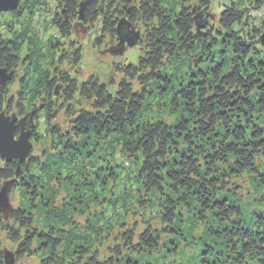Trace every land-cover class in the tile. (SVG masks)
Listing matches in <instances>:
<instances>
[{"label": "trees", "instance_id": "trees-1", "mask_svg": "<svg viewBox=\"0 0 264 264\" xmlns=\"http://www.w3.org/2000/svg\"><path fill=\"white\" fill-rule=\"evenodd\" d=\"M215 3L219 12L209 14ZM20 5L31 17L49 8L59 30L41 35L24 24L15 52L30 49L37 79L47 72L37 56L61 40L74 61L83 54L74 20L115 42L125 19L140 31V55L115 65V85L90 75L69 82L62 104L49 98L42 150L19 176L17 162L0 158V189L15 179L11 191L24 195L8 221L0 218L16 261L39 253L40 264H264V0ZM4 89L0 111L10 105ZM39 89L28 88L33 110ZM38 208L47 223L38 224ZM5 252L0 239V264Z\"/></svg>", "mask_w": 264, "mask_h": 264}, {"label": "flooded vegetation", "instance_id": "flooded-vegetation-1", "mask_svg": "<svg viewBox=\"0 0 264 264\" xmlns=\"http://www.w3.org/2000/svg\"><path fill=\"white\" fill-rule=\"evenodd\" d=\"M21 1L22 0L19 1L18 7L16 9L0 12V87L3 88V91H5L4 88L7 87L9 90L10 87L16 84L25 88L30 87L35 81L34 77L37 76L38 74L35 72L36 68H33L34 66L32 67L29 61H27V57H29L31 51L29 48H27L26 45H24L23 47V52H20L19 54L15 52L18 43H22L21 38H23L25 35L24 33L25 28L27 29V26H24V24H28L34 29L36 28L35 30L38 31L37 32L38 34L39 33L41 35H43L44 33L50 34L49 32L50 24H48L50 16L47 15L49 8L45 9L46 11H44V7L42 6V11L37 12L35 15H33V17H31L28 14H26V10L23 9L22 6L20 5ZM46 7L47 5H45V8ZM61 15L64 18V20L68 19L65 10L61 11ZM199 16L202 17L201 14H199ZM43 18L45 24L43 23L42 20ZM83 25L84 24L81 22V20L79 21L74 20L75 36H73L74 37L73 43L74 44L78 43L79 49L81 47H84L81 41L77 40L76 38L77 32L80 29L87 30L94 27L98 32L95 45L103 47L104 45L108 44V48H106L104 51L108 50V53L113 54V56L115 57H119L121 55L119 54L118 50H120L121 48L128 47L127 40L130 39V37L132 36L131 29L134 28L132 26L128 27V25H125V27L122 29L120 34H118L117 32L116 41L113 42V39L109 37L108 33L104 35V41H100V40L98 41V37L103 36L102 34H100L98 29L90 23L86 27H83ZM77 26L80 28V29L78 28V31H77ZM51 27L55 30V32L57 33L59 32L58 27L56 25L52 24ZM60 42L61 43L58 44L59 46L58 48L49 50L47 53L43 52V61L45 63L44 68H46L47 72L42 70L41 73L42 72L45 73H43L41 77L36 79L40 87V89L38 90V95H39L38 100L39 102H41V104L38 105L37 110H33L30 103L28 105L25 104L28 100L31 101L28 88L27 91L19 90L17 95H14L15 93L10 94L11 95L9 99L10 105L8 106L7 104H3V107L1 108V111H4L6 115H11V113L13 114V112L11 111L13 109H15V111L17 112L18 122H16V130H15L16 137L20 134L21 130L30 131L31 134L30 139L33 147L29 157L24 162H32L31 157H34L35 147L38 146L37 142L39 141V139L37 137L38 136L37 134L39 133L40 128L41 127L43 128L45 124L44 117H46L44 113V105H45L44 103L48 102V100L51 99V102H59V104H62L64 101L68 99L67 93L69 89V82L73 80H77L78 82H80L86 79V78L82 79L78 71H76V68H78L83 61L84 51L82 55L81 53L79 54L78 60L74 61L73 59L75 55V49H70L66 47V52H65L63 51L65 50L64 49L65 46L62 45L63 43L62 40ZM25 50H27L26 51L27 53L24 54ZM8 56L11 57L12 59H7ZM52 56H54L53 60L51 59ZM39 58L40 57L37 56V59ZM52 62H55L57 65L53 66L52 71L50 72L51 70L50 65ZM53 81L55 82L54 84L55 90L53 94H50L48 84L49 82H53ZM108 86L111 85L108 84ZM14 96L15 98H13ZM40 99H42L43 101H41ZM31 110L34 112L33 114ZM29 111L31 112L30 114H28ZM22 118H25L23 125H21L19 122V120ZM4 161L17 162V160H12V161L4 160Z\"/></svg>", "mask_w": 264, "mask_h": 264}, {"label": "rangeland", "instance_id": "rangeland-1", "mask_svg": "<svg viewBox=\"0 0 264 264\" xmlns=\"http://www.w3.org/2000/svg\"><path fill=\"white\" fill-rule=\"evenodd\" d=\"M217 4L215 3L213 5L212 10L210 11L209 14H217L218 11ZM263 11V10H262ZM48 16H50V13H47ZM207 19L210 18V15L206 16ZM213 18H216L214 15ZM44 23V18L42 19ZM45 24V23H44ZM78 26H77V31H78ZM80 29V28H79ZM55 30L49 26V32L53 33ZM98 36L97 30L93 27L91 29L87 30H82L80 29L77 32V40L81 41L83 46L85 47L84 49V55H83V61L81 65L76 68V71L80 74L81 78H87L90 75H96L98 76L102 81L112 85H115L116 83L119 82V80L122 78V74L115 69L116 64H130V63H136L139 59L140 55V49L138 46H130L124 49V52L119 53L121 54L119 57L113 56V54L108 53L107 51H104L106 48H108V42L106 43L107 45H104L103 47L96 46L95 41ZM128 46V45H127ZM259 49L262 50L264 54V45L260 44ZM72 52V51H71ZM70 52V53H71ZM39 60H40V65L43 66L42 68L44 69L45 63L43 61V53L40 54ZM34 68V67H33ZM52 69L50 70V72ZM35 81L33 82L34 84L37 82L36 79L37 77H34ZM31 85V86H32ZM30 86V87H31ZM30 87H27L30 89ZM27 88L25 89L24 87H21L19 85H14L9 88L10 94L15 93L14 95H17L19 90H25L27 91ZM15 98V96L13 97ZM31 101L28 100L25 104H29ZM14 115H17V112L15 109L11 110ZM2 112V111H1ZM0 112V113H1ZM12 114V113H11ZM58 121L60 123L65 121V113H64V106L61 107L60 112L58 114ZM39 133H44L43 130L40 129ZM38 146L35 147V152L34 156L39 155L40 151L42 150L41 146H39V142H37ZM33 157H31L32 159ZM19 187L16 188L14 192L10 191V203L13 205L14 209L19 208V204H21L22 199H23V194L20 192L21 190H17ZM42 208L37 209V222L38 224L41 223H47V220H44V216L42 215L43 213ZM41 214V215H39ZM0 239L2 240V248L6 249L7 251L13 252L15 250V245L6 238L5 234L0 233ZM42 259V255L37 253L35 255H32L30 257H24L20 261H16L17 264H40Z\"/></svg>", "mask_w": 264, "mask_h": 264}, {"label": "water", "instance_id": "water-1", "mask_svg": "<svg viewBox=\"0 0 264 264\" xmlns=\"http://www.w3.org/2000/svg\"><path fill=\"white\" fill-rule=\"evenodd\" d=\"M19 1L20 0H0V12L16 9ZM82 6L84 7V4ZM82 13L83 8L80 11V17ZM198 17L200 16H196L197 19ZM125 25H128V27L131 26L125 19L120 20L117 26L118 34L121 33ZM200 26H205V24L198 25L199 28ZM131 34L132 36L127 40L128 47L136 45L140 38V31H136L135 28L131 29ZM261 41L264 45V33L261 36ZM124 49L125 48H121L118 50L119 53L124 52ZM24 121L25 118L19 120L21 125H23ZM16 122H18L16 115H6L4 111L0 113V158L6 161L17 160L15 176H19L22 170V164H24V161L29 157L33 146L30 139V131L21 130L20 134L16 137ZM14 181L15 179L4 181L0 189V218L5 221L9 220L14 210L13 205L10 203V191ZM5 261L6 264H17L14 253L7 250L5 252Z\"/></svg>", "mask_w": 264, "mask_h": 264}]
</instances>
